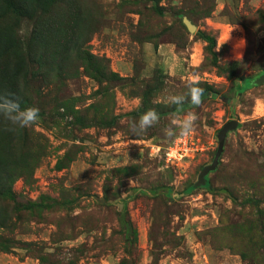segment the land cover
Masks as SVG:
<instances>
[{
  "label": "rangeland",
  "instance_id": "rangeland-1",
  "mask_svg": "<svg viewBox=\"0 0 264 264\" xmlns=\"http://www.w3.org/2000/svg\"><path fill=\"white\" fill-rule=\"evenodd\" d=\"M263 73L264 0H0V264H264Z\"/></svg>",
  "mask_w": 264,
  "mask_h": 264
},
{
  "label": "clouds",
  "instance_id": "clouds-1",
  "mask_svg": "<svg viewBox=\"0 0 264 264\" xmlns=\"http://www.w3.org/2000/svg\"><path fill=\"white\" fill-rule=\"evenodd\" d=\"M204 89L193 80L189 82L187 92L182 95H172L168 98L173 105H182L186 101L194 106L202 103ZM0 119L7 121L13 127H30L40 119V110L37 107L21 106L18 100L8 97H0ZM159 113L155 109H149L143 113L138 121L130 125V132L134 136L144 135L149 128L158 123ZM195 113H189L183 120H174L172 126L166 130L168 138H180L191 135L195 130Z\"/></svg>",
  "mask_w": 264,
  "mask_h": 264
},
{
  "label": "water",
  "instance_id": "water-1",
  "mask_svg": "<svg viewBox=\"0 0 264 264\" xmlns=\"http://www.w3.org/2000/svg\"><path fill=\"white\" fill-rule=\"evenodd\" d=\"M186 23L189 27L190 30H194L196 29V26L191 23L189 20H186ZM256 83L258 84H261V83H264V73L261 74L256 80H255ZM238 125V121L233 119L231 120L230 122L226 123L222 129L220 130L219 134H218V137H219V147H218V151H217V154L213 160V162L209 165H206L203 170L201 171L200 175H199V179L196 183L197 186L199 185H204L207 183V175L210 171L212 170H215L217 165L219 164L220 162V157L224 151V148H225V141H226V138L228 136V133L230 130L234 129L235 127H237Z\"/></svg>",
  "mask_w": 264,
  "mask_h": 264
},
{
  "label": "trees",
  "instance_id": "trees-1",
  "mask_svg": "<svg viewBox=\"0 0 264 264\" xmlns=\"http://www.w3.org/2000/svg\"><path fill=\"white\" fill-rule=\"evenodd\" d=\"M201 34H202V37H203L204 39H206L207 41L210 42V45L214 44V38H213L212 36L207 35V34L202 33V32H201ZM207 185H209V179H208V181H207ZM192 189H195V186H192Z\"/></svg>",
  "mask_w": 264,
  "mask_h": 264
}]
</instances>
